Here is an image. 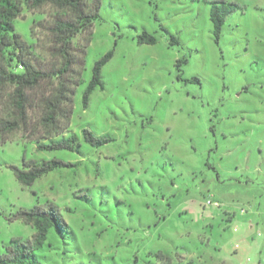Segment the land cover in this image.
Returning <instances> with one entry per match:
<instances>
[{
  "label": "rangeland",
  "instance_id": "374dc122",
  "mask_svg": "<svg viewBox=\"0 0 264 264\" xmlns=\"http://www.w3.org/2000/svg\"><path fill=\"white\" fill-rule=\"evenodd\" d=\"M221 2L234 11L216 42ZM41 18L24 11L15 32L31 43ZM68 138L71 150L49 149ZM52 141L0 145V254L33 233L9 218L49 202L68 229L35 264H264V0H101L68 131ZM54 159L71 167L27 187L11 169Z\"/></svg>",
  "mask_w": 264,
  "mask_h": 264
},
{
  "label": "trees",
  "instance_id": "16d2710c",
  "mask_svg": "<svg viewBox=\"0 0 264 264\" xmlns=\"http://www.w3.org/2000/svg\"><path fill=\"white\" fill-rule=\"evenodd\" d=\"M101 0H0V145L7 142H30L58 139L68 131L73 112V97L82 83L87 48L92 41L93 22L99 18ZM24 11L42 16L30 27L31 43L15 32L14 22ZM234 5L220 3L210 10V21L216 42ZM76 40V43L74 42ZM147 33L139 44H155ZM112 52L98 60L92 79L83 94L86 106L92 91L100 86L101 70ZM87 143L99 147L109 139H95L84 131ZM72 138L52 141L50 150H71ZM44 150V149H43ZM62 167H71L61 160L44 161L39 166L24 164L23 169L11 167L22 187ZM20 221L32 229L27 240L13 238L0 254V264H35V253L47 241L50 231L63 234L67 223L60 210L45 202L15 212L9 222ZM163 264L171 259L161 253Z\"/></svg>",
  "mask_w": 264,
  "mask_h": 264
}]
</instances>
